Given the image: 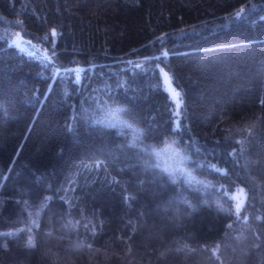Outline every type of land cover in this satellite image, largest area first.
Segmentation results:
<instances>
[{
	"label": "trees",
	"instance_id": "16d2710c",
	"mask_svg": "<svg viewBox=\"0 0 264 264\" xmlns=\"http://www.w3.org/2000/svg\"><path fill=\"white\" fill-rule=\"evenodd\" d=\"M0 264H264V0H0Z\"/></svg>",
	"mask_w": 264,
	"mask_h": 264
},
{
	"label": "rangeland",
	"instance_id": "374dc122",
	"mask_svg": "<svg viewBox=\"0 0 264 264\" xmlns=\"http://www.w3.org/2000/svg\"><path fill=\"white\" fill-rule=\"evenodd\" d=\"M54 35H55V32H54ZM12 43L14 45H18L24 49L34 48V50H36L37 47H39V49H40V46L38 44H36L32 40H30V39H28V38H26L20 34H17L14 37V39L12 40ZM44 56L48 57L46 54H44ZM76 72L78 74L77 79H78V81H80L81 76H82L80 73V69L77 68ZM162 74H163L164 88L170 93L171 98L174 101L176 112L179 113L180 107L182 104V98L180 95V91L174 85V83L172 81V77L168 73V71L163 69ZM103 119L105 121L111 123V124H120L121 123V118H120L116 108L107 110L106 113L104 114ZM165 152L166 153L164 155V159L166 162H168L170 165L176 166L175 168H180V169L183 168L182 162H184V157L176 148H174L173 146H168L165 148ZM183 169H185V167ZM230 194L235 199V211L239 212L245 203L247 193L242 187H238L236 190L232 191Z\"/></svg>",
	"mask_w": 264,
	"mask_h": 264
}]
</instances>
